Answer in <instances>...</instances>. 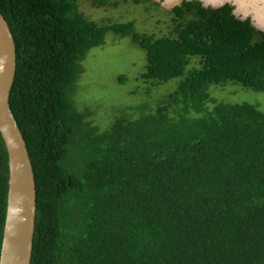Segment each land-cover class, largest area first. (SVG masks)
Instances as JSON below:
<instances>
[{
    "label": "trees",
    "instance_id": "16d2710c",
    "mask_svg": "<svg viewBox=\"0 0 264 264\" xmlns=\"http://www.w3.org/2000/svg\"><path fill=\"white\" fill-rule=\"evenodd\" d=\"M232 11L184 1L156 37L91 21L78 0H0L16 56L9 105L35 181L30 264H264V112L204 108L210 85L264 92V33ZM109 33L145 52L143 81H179L98 131L74 97L80 62ZM7 188L0 136V250Z\"/></svg>",
    "mask_w": 264,
    "mask_h": 264
},
{
    "label": "rangeland",
    "instance_id": "374dc122",
    "mask_svg": "<svg viewBox=\"0 0 264 264\" xmlns=\"http://www.w3.org/2000/svg\"><path fill=\"white\" fill-rule=\"evenodd\" d=\"M120 0L117 7H99L92 9L91 0H78L80 11L91 21L97 23L134 22L138 33L166 36L172 32V16L159 6H135L131 0ZM146 55L129 38L107 34L104 45L91 49L80 62L81 74L77 82L74 97L75 109L88 112L87 122L92 128L104 131L117 119L125 108L148 105L154 108L172 93L179 79L161 83L156 87L152 81H143ZM196 62L191 63V67ZM151 86L153 88H151ZM205 109H211L216 103L250 104L264 112V92L243 88L240 85H210L206 92ZM189 115L196 116L189 105ZM178 109H183L179 106ZM170 117L174 115L169 114Z\"/></svg>",
    "mask_w": 264,
    "mask_h": 264
},
{
    "label": "water",
    "instance_id": "95a60500",
    "mask_svg": "<svg viewBox=\"0 0 264 264\" xmlns=\"http://www.w3.org/2000/svg\"><path fill=\"white\" fill-rule=\"evenodd\" d=\"M165 12L184 1L199 2L205 9L233 8L232 15L249 20L264 33V0H150ZM16 69L15 45L9 26L0 14V136L8 158L6 214L0 250V264H30L35 224L36 191L31 161L23 136L9 105Z\"/></svg>",
    "mask_w": 264,
    "mask_h": 264
},
{
    "label": "flooded vegetation",
    "instance_id": "af4514ba",
    "mask_svg": "<svg viewBox=\"0 0 264 264\" xmlns=\"http://www.w3.org/2000/svg\"><path fill=\"white\" fill-rule=\"evenodd\" d=\"M159 5V4H158ZM160 6V5H159ZM92 9H96V10H98L99 9V7H95V6H93V8Z\"/></svg>",
    "mask_w": 264,
    "mask_h": 264
}]
</instances>
